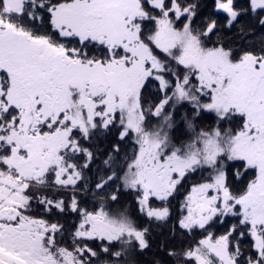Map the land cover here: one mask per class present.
Returning <instances> with one entry per match:
<instances>
[{
	"label": "snow or ice",
	"instance_id": "obj_1",
	"mask_svg": "<svg viewBox=\"0 0 264 264\" xmlns=\"http://www.w3.org/2000/svg\"><path fill=\"white\" fill-rule=\"evenodd\" d=\"M0 264H264V0H0Z\"/></svg>",
	"mask_w": 264,
	"mask_h": 264
}]
</instances>
